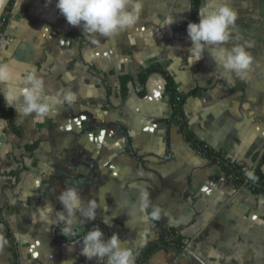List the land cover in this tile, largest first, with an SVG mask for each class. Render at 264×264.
Wrapping results in <instances>:
<instances>
[{
    "label": "crops",
    "instance_id": "0c3cea01",
    "mask_svg": "<svg viewBox=\"0 0 264 264\" xmlns=\"http://www.w3.org/2000/svg\"><path fill=\"white\" fill-rule=\"evenodd\" d=\"M142 2L136 25L110 38L70 26L56 0H14L7 8L0 61L22 74L34 70L47 94L71 91L75 100L54 106L43 120L11 108L18 134L0 116V264H12L14 246L20 264H105L80 254L78 242L93 228L105 238L118 233L135 258L171 228L186 240L183 249L159 250L145 264H264V195L246 187L234 192L222 169L185 141L170 119L161 74L151 73L135 90L138 74L152 65L183 93L206 89L183 105L195 137L245 168L262 163L264 0H223L237 14L223 46H246L253 58L248 74H233L231 83L209 49L191 62V0ZM219 3L202 0L199 12ZM169 18L175 21L166 25ZM123 76L131 77L125 90ZM67 186L98 204L95 220L69 238L62 224H42L33 213L46 202L62 210L57 197ZM145 191L151 204L142 210ZM151 206L161 208L158 220Z\"/></svg>",
    "mask_w": 264,
    "mask_h": 264
},
{
    "label": "clouds",
    "instance_id": "9594fccd",
    "mask_svg": "<svg viewBox=\"0 0 264 264\" xmlns=\"http://www.w3.org/2000/svg\"><path fill=\"white\" fill-rule=\"evenodd\" d=\"M56 8L70 26L81 27L82 32L98 34L110 38L136 25L141 10L142 0H56ZM198 22L187 24V35L191 41L188 50L191 62L200 60L206 49L215 66L223 69L222 75L229 83L232 77L243 79L251 70L253 58L243 45L226 48L232 39V29L237 19L236 12L228 3L220 0L219 6L205 13L198 14ZM175 20L169 18L166 25ZM35 31V30H34ZM0 96L5 104L13 108L17 116H34L43 120L54 106L72 104L75 96L71 91H63L56 95L46 92L45 82L34 70L19 73L13 69L12 63L0 61ZM149 193H141V209L150 207ZM57 199L62 210L56 211L51 203H45L33 212L38 222L49 226L62 224L61 234L65 237L79 235L76 226L89 220H95L98 207L95 199L86 203L82 200L81 191L77 187H66ZM15 203V201H13ZM150 216L158 220L161 208L151 206ZM78 243L82 244L80 254L87 260L99 258L105 264H135V254L121 245L118 233L105 238L100 228L88 230ZM67 264V261L65 262Z\"/></svg>",
    "mask_w": 264,
    "mask_h": 264
},
{
    "label": "trees",
    "instance_id": "16d2710c",
    "mask_svg": "<svg viewBox=\"0 0 264 264\" xmlns=\"http://www.w3.org/2000/svg\"><path fill=\"white\" fill-rule=\"evenodd\" d=\"M14 0H10L7 8L12 4ZM202 0H191V17L189 22H198V13H199V5ZM5 10V12H6ZM188 22V23H189ZM151 73H159L165 79V89L167 91L169 97V105L171 107V118L172 120H177L181 126L184 139L187 141L192 148L201 153L205 158L209 159L212 163H216L224 172L227 182L234 183L235 186H245L251 192L256 195L263 194L264 195V173L261 170V164L264 163V156L260 164L256 165L253 168H245L242 165H239L235 160H231L230 158L225 157L219 152L214 151L204 142L198 140L193 134L190 126L186 120V117L183 112V105L187 98L191 96H200L206 89L202 88H194L188 92H181L175 86L174 80L171 76L160 68L158 65H152L148 67L144 71H141L138 76V82L143 86L147 80V77ZM131 79L129 76H123L121 79V84L123 90H125V85ZM223 88L227 89L226 85L223 84ZM228 92H231V89H227ZM0 116L4 117L10 128L15 132L19 133V130L14 124L13 110L11 108L6 107L1 98H0ZM36 147V144L26 145L25 148L32 152ZM0 222H3L0 218ZM7 236H10V233L7 232ZM186 244V240L179 234L177 229H169L166 231V237L160 239L156 243L150 244L147 248L142 250L138 256L135 258V264H145L152 254L159 250H166L169 247L176 248L177 250H181L184 248ZM13 253V262L12 264H20L19 261V251L17 246L12 247Z\"/></svg>",
    "mask_w": 264,
    "mask_h": 264
},
{
    "label": "built area",
    "instance_id": "2783aa9c",
    "mask_svg": "<svg viewBox=\"0 0 264 264\" xmlns=\"http://www.w3.org/2000/svg\"><path fill=\"white\" fill-rule=\"evenodd\" d=\"M5 20H6V18L3 16V18L1 19V23H0V29L3 27V25H4V23H5ZM135 90H136L137 92H141V91L143 90V86H142L141 84H136V85H135ZM229 185H230L231 189H232L234 192L238 191L240 188L245 187V186L237 187V186H235L234 183H232V182H229Z\"/></svg>",
    "mask_w": 264,
    "mask_h": 264
},
{
    "label": "water",
    "instance_id": "95a60500",
    "mask_svg": "<svg viewBox=\"0 0 264 264\" xmlns=\"http://www.w3.org/2000/svg\"><path fill=\"white\" fill-rule=\"evenodd\" d=\"M9 1L10 0H0V23H1V19L4 16V13H5V10H6V7L9 3Z\"/></svg>",
    "mask_w": 264,
    "mask_h": 264
},
{
    "label": "rangeland",
    "instance_id": "374dc122",
    "mask_svg": "<svg viewBox=\"0 0 264 264\" xmlns=\"http://www.w3.org/2000/svg\"><path fill=\"white\" fill-rule=\"evenodd\" d=\"M5 14V13H4Z\"/></svg>",
    "mask_w": 264,
    "mask_h": 264
}]
</instances>
